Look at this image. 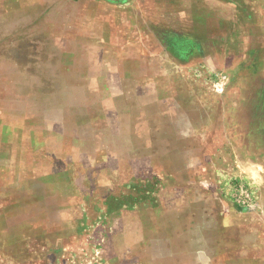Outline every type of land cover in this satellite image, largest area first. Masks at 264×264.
Listing matches in <instances>:
<instances>
[{"label":"rangeland","instance_id":"1","mask_svg":"<svg viewBox=\"0 0 264 264\" xmlns=\"http://www.w3.org/2000/svg\"><path fill=\"white\" fill-rule=\"evenodd\" d=\"M0 264H264V0H0Z\"/></svg>","mask_w":264,"mask_h":264},{"label":"crops","instance_id":"2","mask_svg":"<svg viewBox=\"0 0 264 264\" xmlns=\"http://www.w3.org/2000/svg\"><path fill=\"white\" fill-rule=\"evenodd\" d=\"M180 37V36H179ZM200 40H197L192 36V38L181 37L178 38L177 50L178 52L184 54H191L197 50Z\"/></svg>","mask_w":264,"mask_h":264}]
</instances>
